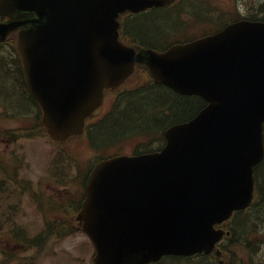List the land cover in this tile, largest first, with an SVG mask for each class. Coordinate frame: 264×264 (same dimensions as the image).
I'll return each instance as SVG.
<instances>
[{
    "label": "water",
    "instance_id": "1",
    "mask_svg": "<svg viewBox=\"0 0 264 264\" xmlns=\"http://www.w3.org/2000/svg\"><path fill=\"white\" fill-rule=\"evenodd\" d=\"M170 1L0 0V40L18 29L26 84L53 137L81 132L103 89L136 61L155 82L208 101L194 119L165 130L161 153L96 166L79 215L95 264L210 250L213 223L252 196V166L264 153V22L239 21L163 52L118 40L120 12Z\"/></svg>",
    "mask_w": 264,
    "mask_h": 264
},
{
    "label": "rangeland",
    "instance_id": "2",
    "mask_svg": "<svg viewBox=\"0 0 264 264\" xmlns=\"http://www.w3.org/2000/svg\"><path fill=\"white\" fill-rule=\"evenodd\" d=\"M247 3V0H243ZM250 4L247 8L248 11L259 13L257 10H264V0H249ZM217 4L223 7L224 11H229L228 9L234 6V0H217ZM202 6L199 5L198 2L194 1L190 5V10L193 11L195 14L201 10ZM242 10H245L244 6L242 5ZM179 26V25H178ZM198 28V27H197ZM1 68H0V78H1ZM137 79L133 78L129 81V85H134ZM9 83V82H8ZM1 84V83H0ZM10 89V87H9ZM7 89V90H9ZM15 99V98H14ZM110 101L106 103L109 104ZM185 116V112L180 114ZM10 117V116H9ZM11 119H7L6 122L0 119V163L2 167L12 168L16 167L20 169L18 174L20 179H33L35 186L38 190L41 188H46L54 184V182L50 181L47 174V166L44 167L45 164V157L49 154L50 149L57 148V142L52 141L47 134L43 136H34L31 138H23L20 137L17 141L12 140L8 135L4 132L13 127H17L21 124H24L20 119V121H14ZM151 136H156V132L150 133ZM34 138V139H33ZM136 138L130 137L124 139L125 147L122 149L124 151L129 150L131 147V143H133ZM137 140H141V138H137ZM98 143V142H97ZM155 141L153 142V144ZM67 147L64 146V149H60L61 153H66V150H69L72 155L66 157L65 159L73 158L76 161V169L73 171L74 178L67 175V168L61 167L59 168V174L57 177V182L59 183H67L66 189H62L57 184L48 188V193H51V198H55L62 201H66L63 199V196L70 194L80 195L82 191V181L83 176L81 178L79 176L80 173H84L89 167L91 168L92 165L91 159L94 157L93 151L89 148V145L85 138L83 137H75L68 143ZM117 145V142H110L109 145H100V150L103 151L107 147L111 145ZM114 148L111 147L109 149ZM54 153V152H53ZM49 162V161H48ZM63 165V164H62ZM1 174V173H0ZM73 177V174H72ZM263 180V179H262ZM63 186V185H61ZM19 187V185H18ZM54 187V188H52ZM16 189L13 185H10L9 190ZM18 189H21L19 187ZM66 190V191H63ZM14 192H6L1 195L0 203L4 202V199L8 203H13L12 195ZM41 193V191H40ZM26 195V194H25ZM24 195V196H25ZM45 206L50 204L49 202H44ZM32 206L30 205V200L24 197L22 201V215H26L27 217L24 220L27 222V226L29 227L31 233L37 231L41 226L43 219L38 216V211L35 209L32 213L28 211L25 206ZM43 206L44 210H46L47 215L50 219L52 218H61L64 216L67 218L69 216L68 211L62 210V213L56 209L55 204L49 208L52 211H49V208ZM63 209V208H62ZM59 210V209H58ZM38 218V222L36 219ZM262 218H264V203L259 204L254 209H252L248 214L239 218L234 224V239L236 242H243L246 237L249 239H254L252 236L255 233H260V231H264V226L262 225ZM55 237L51 238L47 245L43 247L44 252L36 251L31 258H28L25 253L22 254L21 249L25 247L23 244L15 243L7 233L0 234V264H92L91 260V251L92 245L88 241L86 235L78 229L76 233L70 234L63 238L61 241H56L55 243L53 240ZM55 245V246H54ZM236 246H242V244H237ZM52 248V249H51ZM55 248V250H53ZM239 249V248H238ZM253 252H260L259 255L264 256V246H258L257 249L255 247L249 248ZM35 250V249H34ZM50 250H53V255L57 254L58 261L52 256ZM57 250V251H56ZM239 256L241 257L242 261L248 260L247 253L240 249ZM4 252V253H3ZM259 255H253L251 258L256 260L259 258ZM23 256V257H22ZM10 257L17 258V261L14 262V259ZM23 258L25 260H20Z\"/></svg>",
    "mask_w": 264,
    "mask_h": 264
},
{
    "label": "trees",
    "instance_id": "3",
    "mask_svg": "<svg viewBox=\"0 0 264 264\" xmlns=\"http://www.w3.org/2000/svg\"><path fill=\"white\" fill-rule=\"evenodd\" d=\"M169 10L170 8L164 7L131 15L124 24V32L130 37L132 43L144 47L159 48L160 41L165 36L174 35L175 33L174 22L176 19L174 20V17L171 16L172 11ZM258 11L262 14L261 17L264 18V10ZM9 44L12 48L13 43ZM4 54L0 52V63L5 66L0 78L5 85L3 96L6 102H13V105L16 106L22 103L20 98L23 100V97L21 95L27 96L25 93L14 96L20 89L19 83L22 85L19 62L13 58H9L12 60L11 62L7 61L8 57L2 56ZM28 98V102L32 103L33 106L35 104L33 99L29 96ZM194 98L197 97L181 96L166 87L153 83L151 78H148L145 84L133 90H127L122 98L117 100L111 115L105 117L98 125H94V128H91L90 137L93 139L96 136L97 129L103 126L104 134L112 142L124 137H139L141 134H149L151 131L156 132L158 136L170 122L179 121L185 116L186 118L190 117L203 104L201 100L199 102ZM184 112L185 116L180 115ZM20 131V133H27L25 136H32L33 134L32 130L26 127ZM122 135L124 137H120ZM255 179L256 207L264 203V159L255 169ZM261 220L264 226V218ZM61 226L65 229L66 225L62 224Z\"/></svg>",
    "mask_w": 264,
    "mask_h": 264
},
{
    "label": "bare ground",
    "instance_id": "4",
    "mask_svg": "<svg viewBox=\"0 0 264 264\" xmlns=\"http://www.w3.org/2000/svg\"><path fill=\"white\" fill-rule=\"evenodd\" d=\"M7 61L11 62L12 60L8 58ZM0 68H1L2 72L5 70V66L3 64H1V63H0ZM103 128H104V126L97 129L96 136L94 138V141L96 143L97 142L98 143L103 142L105 140V138H106V135L104 134ZM259 253H257V254L259 255Z\"/></svg>",
    "mask_w": 264,
    "mask_h": 264
},
{
    "label": "flooded vegetation",
    "instance_id": "5",
    "mask_svg": "<svg viewBox=\"0 0 264 264\" xmlns=\"http://www.w3.org/2000/svg\"><path fill=\"white\" fill-rule=\"evenodd\" d=\"M219 243L216 246L217 249H220ZM209 255H210L209 258H208L209 259V263H207V264H224L223 261H220V260H222L221 257H216L215 256V252H212ZM204 257H206V256H204Z\"/></svg>",
    "mask_w": 264,
    "mask_h": 264
}]
</instances>
